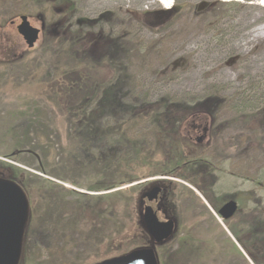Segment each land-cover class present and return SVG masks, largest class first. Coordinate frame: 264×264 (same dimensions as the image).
Listing matches in <instances>:
<instances>
[{
    "label": "rangeland",
    "instance_id": "374dc122",
    "mask_svg": "<svg viewBox=\"0 0 264 264\" xmlns=\"http://www.w3.org/2000/svg\"><path fill=\"white\" fill-rule=\"evenodd\" d=\"M172 1L179 11L166 21L157 0H0V180L28 200L17 264H96L145 247L158 264H263L261 237L240 240L233 228L257 219L264 231V1ZM22 15L41 31L32 48L17 30ZM122 66L126 101L149 115L101 117L114 138L90 142L88 160L74 141L75 105L95 109ZM166 99L181 120L170 139L151 114ZM36 119L50 150L10 157ZM180 155L187 164L171 172ZM156 184L168 186L160 217L175 222L162 243L143 220ZM230 200L238 210L223 219Z\"/></svg>",
    "mask_w": 264,
    "mask_h": 264
},
{
    "label": "trees",
    "instance_id": "16d2710c",
    "mask_svg": "<svg viewBox=\"0 0 264 264\" xmlns=\"http://www.w3.org/2000/svg\"><path fill=\"white\" fill-rule=\"evenodd\" d=\"M47 1V0H46ZM44 2V1H43ZM179 11L178 7H173V9L171 10H160V11H156L154 12L156 15H161V17H163L162 19H166L167 20H171L172 18H175V15L177 14V12ZM71 32V31H69ZM79 34H81V31L78 32ZM78 38V41L81 40V38L79 36H74V40H76ZM83 40V38H82ZM121 44V45H120ZM119 46L122 50V53L126 52L125 50V46L124 43H120ZM80 52L83 55V58L86 59V57L88 56V53L86 52V48L84 43H81L80 45ZM116 46V45H115ZM117 49V48H116ZM115 80L112 81V85L108 86L107 89L104 91V93L102 94V98H100L101 96H97L94 97V101L97 100V107L94 109H91L92 104H86L85 99L82 101V103L80 102V104L75 105V111L76 114H78V116H80L74 124V130H75V137H74V141H77V144L79 147H82V151L85 154V157L89 160L90 156L91 158L95 159V157L97 158V156H93L92 154H90V150H91V144H96V146H99L100 143L102 142V139H106L109 140V142L114 138V134L111 132L110 129H106L104 127L101 126V122L100 119L103 116L106 115H113L115 114V112L117 111V114H121L123 116H128V117H132V118H136V117H143V116H147L149 115L148 113H140V110H143L141 108H143V106L141 108H135L133 107L132 104H130L128 101H126V93H125V89L128 85L131 84V78L130 75L127 72V67L126 66H122L121 67V72L120 74H118L117 76L114 77ZM98 91L103 92L102 89L97 90V95H99ZM127 94H128V90H127ZM120 95V96H119ZM93 100V99H92ZM208 101H206L207 103L209 102H217L214 98H209L207 99ZM169 101L166 99V102ZM165 101H163L162 106H160L161 108H156L155 106L152 107L153 112L151 114L154 120V124L156 125V129L159 131V135H161V138L164 139V136L168 137V139L171 138L170 134H177L179 127H180V117L177 115H173L172 113V108H174L175 104L174 103H166ZM204 104H206L205 102H201L199 104H197V108L203 106ZM211 104V103H210ZM178 106V105H176ZM209 106V105H208ZM30 106H27L25 108L22 109H28ZM140 109V110H139ZM34 110V109H32ZM139 110V111H138ZM198 111V109H197ZM20 114H28V111H22L19 112ZM118 114V115H119ZM38 117V116H37ZM31 125H28L27 127L24 128L22 134V137H17V139L14 141V143L12 144V149L10 150L12 154H10V157L13 156H18L19 152H21L23 150V148H26L25 146H28L30 148L33 149H40L41 151L44 152V154H46L48 152V150H50L51 148V144L49 142V138L47 135H45V138L42 140L40 139L38 133L39 131L36 129L35 125L38 123V120H34L31 121ZM169 126H171L172 128H168ZM31 130V131H30ZM31 132H34L35 134H37V138H38V143L37 145H32L27 139L28 136ZM120 134V133H118ZM125 136V134H123ZM124 136H122V138H124ZM25 137V138H24ZM27 143V144H26ZM75 143V142H74ZM171 145V144H170ZM95 146V147H96ZM17 152V153H14ZM88 152V154H87ZM136 152H139V150H137ZM188 161L185 160L184 155H180L178 161L175 163V166L173 165V169L171 172H174L175 169H177L180 165H182L183 163L187 164ZM191 163V162H190ZM165 171V170H162ZM16 178V175L15 177ZM20 177L18 176L17 178V182L20 180ZM19 179V180H18ZM49 185L52 184V182L48 181ZM23 186L25 184H27L26 181H24ZM113 185H109L107 187H110ZM106 187V185H105ZM208 187V185L202 187V191L203 192H207L206 188ZM205 188V189H204ZM206 194V193H205ZM262 224L260 221H258L257 219L255 221H252L251 224L247 225V228H250L249 233L250 235H252V237H258V235L261 237V239L264 242V231L263 229L261 230ZM246 224H244L240 227L242 228H233V234L234 236H236L237 238H239L240 240H242L241 237H244L245 234L247 232H245V226ZM237 247V245H236ZM259 256V257H258ZM257 258H259V260H263L264 258V247L262 248V255H258ZM262 262V261H261ZM264 264V261H263Z\"/></svg>",
    "mask_w": 264,
    "mask_h": 264
},
{
    "label": "water",
    "instance_id": "95a60500",
    "mask_svg": "<svg viewBox=\"0 0 264 264\" xmlns=\"http://www.w3.org/2000/svg\"><path fill=\"white\" fill-rule=\"evenodd\" d=\"M20 20L17 30L28 47L32 48L39 40L41 31L31 24L26 15H22ZM161 190V187H154L144 193L143 198L152 201ZM237 210L238 203L230 200L218 210V214L223 219H229ZM27 214L28 200L22 188L14 182L0 180V264H17ZM143 220L155 243L164 242L174 233V221L160 220L150 205L144 207ZM96 264H158V259L153 247H145Z\"/></svg>",
    "mask_w": 264,
    "mask_h": 264
},
{
    "label": "flooded vegetation",
    "instance_id": "af4514ba",
    "mask_svg": "<svg viewBox=\"0 0 264 264\" xmlns=\"http://www.w3.org/2000/svg\"><path fill=\"white\" fill-rule=\"evenodd\" d=\"M199 117H197V119H198ZM200 139V137L198 138V140ZM162 179H166V178H160V179H158V180H162ZM166 183L165 181H159V183ZM168 183H170V182H168ZM154 187H161V192H159V194L157 195V198H154L152 201H148L147 199H142V203H143V205H144V207L146 206V205H150L156 212H157V215H158V217H159V219L160 220H162V218L160 217V214H162L163 212H164V208L166 207V205L168 204V193H167V191H168V186H166V185H159V184H156ZM154 187H152V188H154ZM151 188V189H152ZM150 189V190H151ZM149 191V190H148ZM147 192V191H146ZM238 207H239V204H238ZM166 210V209H165ZM170 220V219H169ZM172 220V219H171ZM163 221H166V220H163ZM175 223V222H174ZM25 225H26V223H25ZM24 228H25V226H24ZM249 230H250V228H247V229H245V232H247L246 234H245V236H247V235H249V236H251L252 237V235H250V233H249ZM24 231V230H23ZM259 236V235H258ZM234 237H236V236H234ZM252 239H253V242L254 241H259V239H254L253 237H252ZM23 240H24V232H23V236H22V239H21V245H20V254H19V258H18V260H17V262L16 263H20V255H21V253H22V248H23ZM244 243H247V242H245V240H244ZM245 248H246V250L247 251H249V247L248 246H245Z\"/></svg>",
    "mask_w": 264,
    "mask_h": 264
},
{
    "label": "bare ground",
    "instance_id": "6f19581e",
    "mask_svg": "<svg viewBox=\"0 0 264 264\" xmlns=\"http://www.w3.org/2000/svg\"><path fill=\"white\" fill-rule=\"evenodd\" d=\"M159 1L160 3H162V5L165 7V8H170L172 6V0H157ZM240 1V0H238ZM264 1V0H262Z\"/></svg>",
    "mask_w": 264,
    "mask_h": 264
}]
</instances>
